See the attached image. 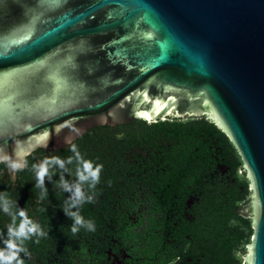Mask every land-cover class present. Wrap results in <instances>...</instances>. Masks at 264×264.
Returning a JSON list of instances; mask_svg holds the SVG:
<instances>
[{
	"label": "water",
	"instance_id": "water-1",
	"mask_svg": "<svg viewBox=\"0 0 264 264\" xmlns=\"http://www.w3.org/2000/svg\"><path fill=\"white\" fill-rule=\"evenodd\" d=\"M201 117L236 150L264 264V0H0V163L87 128ZM15 163L19 167L12 168Z\"/></svg>",
	"mask_w": 264,
	"mask_h": 264
},
{
	"label": "flooded vegetation",
	"instance_id": "flooded-vegetation-1",
	"mask_svg": "<svg viewBox=\"0 0 264 264\" xmlns=\"http://www.w3.org/2000/svg\"><path fill=\"white\" fill-rule=\"evenodd\" d=\"M114 125L89 127L90 147L36 148L16 170L13 187L0 180V253L14 255L11 264H177L189 245L188 235L177 244L178 236L210 226L196 203L209 192L230 204L243 192L242 165L229 164L227 150L216 142L209 155L186 149L185 160L204 163L198 177L189 166L181 169L179 149L166 139L120 150L102 136ZM41 166L47 168L42 183ZM198 188L202 198L188 195ZM182 195H188L183 206ZM241 200L225 227L234 218L250 219L240 211L248 197ZM25 221V234L18 235Z\"/></svg>",
	"mask_w": 264,
	"mask_h": 264
},
{
	"label": "trees",
	"instance_id": "trees-1",
	"mask_svg": "<svg viewBox=\"0 0 264 264\" xmlns=\"http://www.w3.org/2000/svg\"><path fill=\"white\" fill-rule=\"evenodd\" d=\"M88 130L87 128L71 140L68 147L81 149L90 147L89 144L94 142V137L92 132L87 134ZM107 133L109 135L103 134L102 136L107 137L108 141L110 139L115 142V146L120 150L136 144L155 147L160 145L157 139H166L172 143L173 148L179 149L180 155L177 157V164L182 166L181 169H184L183 166H189L198 177L204 163L200 161L192 163L185 160L186 149L192 150L191 148L197 147L201 153L206 152V155H209L211 154L209 146L213 147V143L216 142L223 151L227 150L226 157L229 164L241 165L236 150L226 134L213 122L201 117H189L185 120L164 118L153 122L134 119L124 124L117 123L113 128H108ZM84 142L89 144H83ZM28 158L29 156L25 157V162ZM2 178H4L3 165L0 163V180ZM242 183L243 192L236 202L230 204H225L220 197L209 192L202 198L197 194L200 188L194 189V192L193 190L188 192V195H192L194 198L203 199L201 203L199 201L196 203L198 208L195 210L203 214L204 221L210 226L207 230L199 227V229L184 231L178 236L177 244L184 242L185 235H188L190 246L185 245L184 250L182 249L181 258L177 264H242L241 250L249 242L252 232L250 219L248 217L234 218L233 226H224L230 215H236L233 212V207L241 199L243 201L248 197V181L245 179L242 180ZM188 195H182L181 206L184 205V200Z\"/></svg>",
	"mask_w": 264,
	"mask_h": 264
},
{
	"label": "clouds",
	"instance_id": "clouds-1",
	"mask_svg": "<svg viewBox=\"0 0 264 264\" xmlns=\"http://www.w3.org/2000/svg\"><path fill=\"white\" fill-rule=\"evenodd\" d=\"M12 168H16V167H19L18 164H15L13 163L11 165ZM90 167V166H89ZM47 173V168L44 167V166H41L40 169H39V172H38V178H39V181L42 183L43 181V177L45 176V174ZM91 175L95 178V176L97 175V173L95 171H92L91 172ZM79 194V193H77ZM21 215L23 216V212L21 213ZM77 222L79 223V220H77ZM27 224H28V221H25L23 224H21L20 226V229H19V233L18 235H24L25 234V229L27 227ZM34 227H31V228H27V231H34ZM8 247L9 248H12L13 245L11 243L8 244ZM15 259V256H8V257H4L2 253H0V264H3V261L7 260L8 261V264H11V260Z\"/></svg>",
	"mask_w": 264,
	"mask_h": 264
},
{
	"label": "rangeland",
	"instance_id": "rangeland-1",
	"mask_svg": "<svg viewBox=\"0 0 264 264\" xmlns=\"http://www.w3.org/2000/svg\"><path fill=\"white\" fill-rule=\"evenodd\" d=\"M243 257H244V255L242 256L241 261H242Z\"/></svg>",
	"mask_w": 264,
	"mask_h": 264
}]
</instances>
